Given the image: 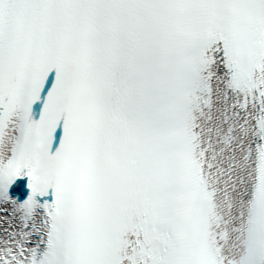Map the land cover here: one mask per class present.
<instances>
[{
    "label": "snow or ice",
    "instance_id": "1",
    "mask_svg": "<svg viewBox=\"0 0 264 264\" xmlns=\"http://www.w3.org/2000/svg\"><path fill=\"white\" fill-rule=\"evenodd\" d=\"M0 264H264V0H0Z\"/></svg>",
    "mask_w": 264,
    "mask_h": 264
}]
</instances>
